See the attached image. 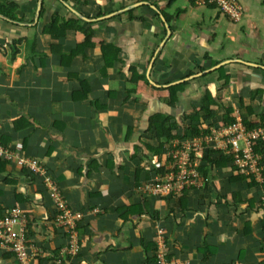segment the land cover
<instances>
[{
    "label": "crops",
    "instance_id": "0c3cea01",
    "mask_svg": "<svg viewBox=\"0 0 264 264\" xmlns=\"http://www.w3.org/2000/svg\"><path fill=\"white\" fill-rule=\"evenodd\" d=\"M40 1L43 12L35 19ZM64 1L94 19L78 18L93 29L92 45L72 59L84 39L80 31L66 30L56 47L43 32L54 13L64 20L77 18L60 0H0V6H16L15 19L0 14V47L5 48L0 53V138L23 143L24 154L52 174L66 205L82 213L80 251L75 256L62 252L68 236L53 224L55 206L43 182L14 161L1 162L0 212L18 206L31 218L28 243L38 253L21 263L0 247V264H155L151 247L160 239L174 261L264 264V194L259 185L234 180L229 163L221 168L204 163L207 173H199L196 185L180 198L138 192L143 181L159 177L156 169L164 163L163 157L155 161L151 150L158 143H149L152 116L187 121L186 115L198 113L205 91L232 108L236 119L246 117L248 109L256 118L264 114V0H235L242 7L238 22L195 0H174L166 8L168 0L133 1L163 7L170 21L159 11L169 32L149 5L133 8L129 19L126 11L119 13L128 5L125 0ZM102 53L108 54L107 62ZM222 62L190 78L202 91L187 82L181 91L189 98L181 100L185 95L179 92L175 107L165 103V92L156 98L147 89L136 92L130 80L134 69L148 87L165 89ZM135 83L145 85L137 78ZM20 117L38 127L15 129ZM221 118L219 113L195 124L211 129ZM53 122L63 123L62 130Z\"/></svg>",
    "mask_w": 264,
    "mask_h": 264
},
{
    "label": "built area",
    "instance_id": "2783aa9c",
    "mask_svg": "<svg viewBox=\"0 0 264 264\" xmlns=\"http://www.w3.org/2000/svg\"><path fill=\"white\" fill-rule=\"evenodd\" d=\"M199 5L217 9L233 22L240 21L242 7L235 0H195ZM264 141V125L252 130H246L240 119L232 126L209 128V133L183 140H172L168 152L167 166L164 174L155 180L143 183L139 192L146 196H176L198 182L197 156L212 149L219 150L229 157L236 172L244 176L254 175L256 180L262 181L261 172L264 167L260 156L253 153V144ZM196 153L194 159L192 155ZM0 160L14 161L31 173L42 179L45 189L55 206L53 224L67 234L68 241L63 248L68 256H75L80 251L78 244V223L83 215L79 211L70 209L63 200L56 183L52 181L47 170L39 162L24 154L21 142L11 144L7 148L0 145ZM158 180V181H157ZM167 196V197H169ZM27 214L18 206L6 209L0 217V247L14 254L21 263H27L34 258L38 250L30 249L26 239ZM60 264V260H57ZM155 264H189L188 262L168 259L166 245L159 240L154 259Z\"/></svg>",
    "mask_w": 264,
    "mask_h": 264
},
{
    "label": "trees",
    "instance_id": "16d2710c",
    "mask_svg": "<svg viewBox=\"0 0 264 264\" xmlns=\"http://www.w3.org/2000/svg\"><path fill=\"white\" fill-rule=\"evenodd\" d=\"M68 1L73 3V2H78L80 0H68ZM108 1L112 2L114 0H108ZM125 1L131 2L134 0H125ZM173 1L174 0H168L167 4L164 5L163 7L164 8L169 7L170 5H172ZM81 2L84 3L85 1L81 0ZM135 2H139V1H135ZM0 7H1L0 8V14L5 15L8 18L15 19L14 15H13L14 14L13 11L16 8V6L9 4V5H2ZM123 7H125V6H122V5L120 6V8H123ZM163 7L159 8V10L162 13H164ZM134 9L126 11L125 14L127 15V18L133 19L132 13H133ZM42 12H43V9L41 10L40 14H42ZM164 16H165L167 21H170L169 15L164 13ZM79 21L80 20L78 18H75V17L72 19L64 20V19L60 18L57 13H54V14H52L50 24L47 27L43 28V32L50 36V39L52 42V44H51L52 47H56L55 44L58 42L60 37L64 36L66 30H68V29H76L77 31H80L82 33V35L84 37L83 42L78 45L76 51H73L70 54V56H69L70 59H72V57H74L78 52L82 53L83 49L92 45L93 29L90 26L83 27L81 24H79ZM105 46H107V45L103 46V48H102L103 52L105 50L104 49ZM52 50L54 51L55 48H52ZM4 52H5V48L0 47V53L4 54ZM13 55H14V53H13ZM107 55L108 54L105 55L104 53H102V56L104 57L105 62H107V60H108ZM62 59H64V58H62ZM222 70H223V67L219 68L217 70V72L218 73L220 72L222 74ZM133 72L134 73L132 74V78H130V80L132 79V82H134V86L136 87V88L134 87V90L136 92H139V90H140L139 88L141 87V86L140 87L137 86V84L135 83L136 78H137V79H141L143 82H145V85L141 88V90L147 89L146 91L150 92L149 95H152L151 97H154V98L160 97L162 95V92H165L166 93L165 103L167 102L168 105H170V107H175V104L177 102L178 93L187 84V82H183V83H180L177 85L169 86L165 89H157L155 87H148L147 80H146L144 75L135 74L134 69H133ZM225 80L227 82L228 78H225ZM82 85H83V83H82ZM141 90H140V92H141ZM257 92L258 91H256L255 93H257ZM83 94H84V97H87V94H88L87 88L84 90ZM254 96H255V94H253L251 96V98L253 99ZM211 106H214V109L211 108ZM247 111H248L247 116L243 117L241 119V122H242L243 126L246 128V130H252L255 128L262 127L264 125V114H261L256 118L251 109H248ZM219 113H221L222 118H221L220 122L214 124L216 126V128L225 127V126H232L237 121L235 116H233V109L232 108L225 107L221 102L214 99L210 92L205 91L204 96H203L201 103H200V108H199L198 113H194V115L191 114V115L185 116V118L187 120L186 124L183 122L182 123L177 122L176 120H174L170 116H164V115L152 116L149 119L148 129L153 131V133H152L153 138L158 143V147L156 149H151L154 152L155 161L160 162L162 160L161 140H163V139H165L166 141H171L174 139L183 140V139H189V138H193V137H197V136H203L204 134L209 133V128H204L202 126H199V125L195 124V121L200 120L201 122H204L207 119H212L213 117L217 116ZM13 125H14L15 129H18L20 131V130H23L25 128L27 129V127H29L30 125H32L33 127H36L34 125H37V124L32 119L20 117L13 122ZM51 126L58 129V131H61L63 128V123L53 122ZM37 127H38V125H37ZM0 139H1L0 140L1 146L7 148L8 146L11 145V144H9V142H10L9 138L2 137ZM22 145H23V143H22ZM23 150H24V148H23ZM49 151H51V148L49 149ZM253 153L256 156H260L261 164L264 167V141L253 144ZM201 154H202V156H201L202 164L200 165V167L199 166L197 167V170L202 175H205L207 173L208 169L206 167H208V166H210V167L215 166V167L221 168V167H224L226 163H229L231 165L230 158L224 156L223 154H221L219 152H217V150L214 151L212 149H209L208 151H204ZM212 154H215L216 156L212 157ZM195 155H196V153H194L192 155V159H194ZM1 162L3 164L6 163L5 160H0V163ZM206 162L208 163V166H204V163H206ZM232 169L234 170V172L236 174L235 177H233L234 180L246 181L247 186H249V187H252L254 185L255 186L259 185L262 192H264V169L261 172V178H262L261 182L256 180L254 175L244 176L242 174L237 173L234 166H232ZM47 173L50 176V178L52 179V181L54 183H56L54 181L55 179L53 178L52 174H49L48 171H47ZM29 174L31 175V173H29ZM156 174L159 175V178H157V179L160 180V177H162L164 174V168L161 166L158 169H156ZM33 177L38 178L42 181V179L37 177V176H33ZM57 186H58V184H57ZM189 188H186L183 191H181L182 193L180 195H178L177 198L182 197L183 192L188 190ZM58 190L60 192L59 187H58ZM60 194L62 196L61 192H60ZM18 197L21 198V196H18ZM170 197H175V196H170ZM23 200H24V198H23ZM18 201H19V199H18ZM1 216H2V213L0 212V217ZM27 220H28V225L26 227V239L28 241L30 227H31V218L29 216H27ZM261 230H262V234H263V238H262L263 241L261 243H262V246H264V220H262V222H261ZM28 245H29V243H28ZM151 249L155 250V254H156L157 246H154L153 248L151 247ZM205 250H206V247L202 248L201 253L206 254ZM9 254H12L14 256V254L11 252ZM154 259H155V257H154ZM202 260H206V255H204ZM148 264H149V262H148Z\"/></svg>",
    "mask_w": 264,
    "mask_h": 264
},
{
    "label": "water",
    "instance_id": "95a60500",
    "mask_svg": "<svg viewBox=\"0 0 264 264\" xmlns=\"http://www.w3.org/2000/svg\"><path fill=\"white\" fill-rule=\"evenodd\" d=\"M60 1H61V3L64 4L65 7H66V8H67L72 14H74L77 18H79V19H81V20H84V21H92V20H94V19H90V18L84 16L83 14H81L80 12H78L77 10H75V8H73L72 6H70L69 4H67L64 0H60ZM141 5H149V6H150L155 12H157V13L159 14L160 18L162 19V21L165 23V27H166L167 31L169 32L168 24H167L166 20L164 19V17L162 16V14L160 13V11L158 10V8H156V7L153 6V5H150V4H149L148 2H146V1H139V2H134V3H132V4H129V5L125 6L124 8H122L121 10H119V13H122V12H125V11H128V10H131V9L136 8V7H138V6H141ZM40 10H41V1L38 3L37 9H36V13H35V19L38 18L39 14H40ZM115 14H116V12H114V13H110V14H108V15H106V16H103V17L112 16V15H115ZM223 64H224L223 62H222V63H219V64L213 66V67H212L211 69H209V70H205V71H203V72H201V73H198V74H196V75H191V76H189V77L183 78V79H181V80H179V81H177V82H175V83L168 84L167 86H171V85H174V84L182 83V82H184V81H187V80L190 79V78H193L194 76H199V75H202V74H204V73H207V72H210V71H212V70H215L216 68L222 66ZM263 68H264V67H263ZM149 81H150V80H149Z\"/></svg>",
    "mask_w": 264,
    "mask_h": 264
},
{
    "label": "rangeland",
    "instance_id": "374dc122",
    "mask_svg": "<svg viewBox=\"0 0 264 264\" xmlns=\"http://www.w3.org/2000/svg\"><path fill=\"white\" fill-rule=\"evenodd\" d=\"M113 2V1H112ZM128 3V5L129 4H132L133 3V1H131V2H127ZM121 4H118V7L120 6ZM118 7H117V9H118ZM115 8V7H114ZM111 9H113V8H111ZM118 11H116V13H117ZM197 71V70H196ZM129 73V72H128ZM132 74V73H131ZM130 73L128 74V76H130L131 75ZM192 79H189L188 81H186V82H188V84H187V86H189V88L191 87L192 89H194V91H195V88H197V91H199V92H201L202 91V87H201V84L200 83H198V82H192L191 81ZM192 82V84H190ZM193 85V86H192ZM132 86H133V88L135 87L134 86V84H132ZM138 86V85H137ZM144 85H141V87L139 88V89H141L142 87H143ZM185 87V86H184ZM136 88V87H135ZM187 94L184 90L183 91H180V94ZM184 98H189L187 95H185V96H182L181 97V100H183ZM177 103H179V100L176 102V104ZM175 104V105H176ZM199 104V102L197 103V105L195 106V107H197V106H199L198 105ZM195 107H193V106H191V108L189 107V113H193V112H195V111H193L192 110V108H195ZM256 111H258V109H256ZM187 116V115H186ZM184 119H186V118H184ZM187 123L186 121H184V120H182L180 123ZM151 136L149 137V143H151V144H153V142L155 143V144H153V145H156V140H154V138H153V135L152 134H150ZM174 140H177V139H174ZM171 142V141H170ZM170 142H165V143H161L162 144V151H161V155H162V157H163V160L162 161H164V163L162 164L161 163V166L165 169L166 168V166H167V157H168V152H169V150H170V147H169V145H170ZM149 143H148V145H149ZM151 144H150V146H151ZM151 154L153 153V152H150ZM156 178H159V177H156V176H150V178H148L147 180H145V181H143V183H145V182H148L149 180H155ZM138 192H139V190H138ZM260 192H261V189H260ZM182 192H178L177 193V195L176 196H178V195H180ZM184 193V192H183ZM264 194V192H262L261 193V195H263ZM167 196H169V195H167ZM170 197V196H169ZM263 199H264V196H263Z\"/></svg>",
    "mask_w": 264,
    "mask_h": 264
},
{
    "label": "clouds",
    "instance_id": "9594fccd",
    "mask_svg": "<svg viewBox=\"0 0 264 264\" xmlns=\"http://www.w3.org/2000/svg\"><path fill=\"white\" fill-rule=\"evenodd\" d=\"M216 128V127H215ZM172 141V140H171Z\"/></svg>",
    "mask_w": 264,
    "mask_h": 264
}]
</instances>
